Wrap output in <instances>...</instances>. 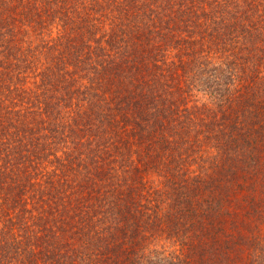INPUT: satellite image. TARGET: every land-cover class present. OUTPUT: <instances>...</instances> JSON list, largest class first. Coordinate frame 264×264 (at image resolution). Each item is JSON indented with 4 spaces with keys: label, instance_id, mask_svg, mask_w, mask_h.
Wrapping results in <instances>:
<instances>
[{
    "label": "trees",
    "instance_id": "trees-1",
    "mask_svg": "<svg viewBox=\"0 0 264 264\" xmlns=\"http://www.w3.org/2000/svg\"><path fill=\"white\" fill-rule=\"evenodd\" d=\"M0 264H264V0H0Z\"/></svg>",
    "mask_w": 264,
    "mask_h": 264
}]
</instances>
